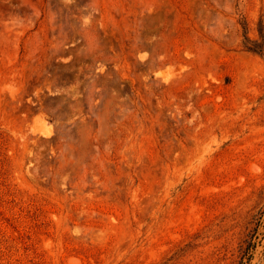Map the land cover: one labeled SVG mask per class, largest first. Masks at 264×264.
I'll return each mask as SVG.
<instances>
[{
	"label": "rangeland",
	"instance_id": "1",
	"mask_svg": "<svg viewBox=\"0 0 264 264\" xmlns=\"http://www.w3.org/2000/svg\"><path fill=\"white\" fill-rule=\"evenodd\" d=\"M261 27L264 0H0V264H264Z\"/></svg>",
	"mask_w": 264,
	"mask_h": 264
},
{
	"label": "trees",
	"instance_id": "2",
	"mask_svg": "<svg viewBox=\"0 0 264 264\" xmlns=\"http://www.w3.org/2000/svg\"><path fill=\"white\" fill-rule=\"evenodd\" d=\"M260 34H261V38L263 40L262 42L251 40V39L246 37L247 43L245 46L248 50L263 53V51H264V28H262V27L260 28Z\"/></svg>",
	"mask_w": 264,
	"mask_h": 264
},
{
	"label": "bare ground",
	"instance_id": "3",
	"mask_svg": "<svg viewBox=\"0 0 264 264\" xmlns=\"http://www.w3.org/2000/svg\"><path fill=\"white\" fill-rule=\"evenodd\" d=\"M194 14V13H193ZM42 37V36H41ZM41 39H43V38H41ZM216 53V52H215ZM31 87V86H30Z\"/></svg>",
	"mask_w": 264,
	"mask_h": 264
}]
</instances>
